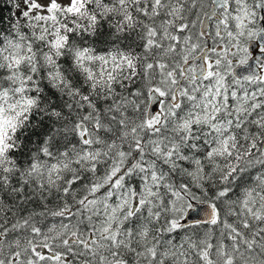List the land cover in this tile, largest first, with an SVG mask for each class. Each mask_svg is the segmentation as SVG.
<instances>
[{
	"label": "snow or ice",
	"instance_id": "1",
	"mask_svg": "<svg viewBox=\"0 0 264 264\" xmlns=\"http://www.w3.org/2000/svg\"><path fill=\"white\" fill-rule=\"evenodd\" d=\"M7 4L0 264H264V0Z\"/></svg>",
	"mask_w": 264,
	"mask_h": 264
},
{
	"label": "trees",
	"instance_id": "2",
	"mask_svg": "<svg viewBox=\"0 0 264 264\" xmlns=\"http://www.w3.org/2000/svg\"><path fill=\"white\" fill-rule=\"evenodd\" d=\"M5 5H6V0H0V17L3 18L8 17L11 12L15 11V9L12 8L11 4H7V6Z\"/></svg>",
	"mask_w": 264,
	"mask_h": 264
},
{
	"label": "rangeland",
	"instance_id": "3",
	"mask_svg": "<svg viewBox=\"0 0 264 264\" xmlns=\"http://www.w3.org/2000/svg\"><path fill=\"white\" fill-rule=\"evenodd\" d=\"M18 2L20 3L21 8H23V0H18ZM18 13V12H17ZM19 14V13H18Z\"/></svg>",
	"mask_w": 264,
	"mask_h": 264
}]
</instances>
